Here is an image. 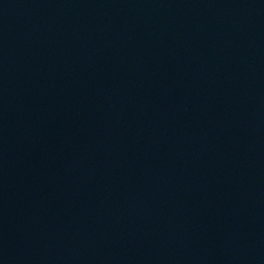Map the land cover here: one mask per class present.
<instances>
[{
	"label": "water",
	"instance_id": "95a60500",
	"mask_svg": "<svg viewBox=\"0 0 264 264\" xmlns=\"http://www.w3.org/2000/svg\"><path fill=\"white\" fill-rule=\"evenodd\" d=\"M0 264H264V0H0Z\"/></svg>",
	"mask_w": 264,
	"mask_h": 264
}]
</instances>
